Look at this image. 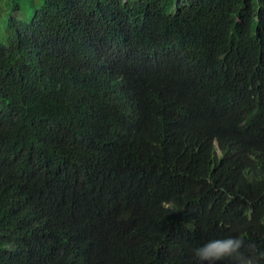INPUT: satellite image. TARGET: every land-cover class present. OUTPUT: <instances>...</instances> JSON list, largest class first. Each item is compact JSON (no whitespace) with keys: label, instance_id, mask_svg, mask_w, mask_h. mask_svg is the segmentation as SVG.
<instances>
[{"label":"trees","instance_id":"obj_1","mask_svg":"<svg viewBox=\"0 0 264 264\" xmlns=\"http://www.w3.org/2000/svg\"><path fill=\"white\" fill-rule=\"evenodd\" d=\"M8 34L0 264H264V0H44Z\"/></svg>","mask_w":264,"mask_h":264},{"label":"clouds","instance_id":"obj_2","mask_svg":"<svg viewBox=\"0 0 264 264\" xmlns=\"http://www.w3.org/2000/svg\"><path fill=\"white\" fill-rule=\"evenodd\" d=\"M245 247L244 239L240 236L214 239L194 250V255L203 262L216 264L226 259L234 261V264H259L253 257H246L242 249ZM264 259V253L260 254Z\"/></svg>","mask_w":264,"mask_h":264},{"label":"rangeland","instance_id":"obj_3","mask_svg":"<svg viewBox=\"0 0 264 264\" xmlns=\"http://www.w3.org/2000/svg\"><path fill=\"white\" fill-rule=\"evenodd\" d=\"M44 0H18L20 9L14 11L12 9L11 0H0V44L9 45L8 26L10 19L29 23L37 9H40Z\"/></svg>","mask_w":264,"mask_h":264}]
</instances>
